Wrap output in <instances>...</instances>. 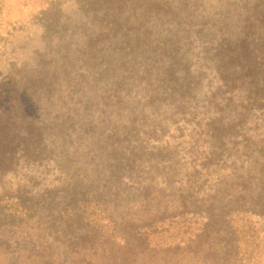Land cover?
<instances>
[{
	"label": "trees",
	"instance_id": "trees-1",
	"mask_svg": "<svg viewBox=\"0 0 264 264\" xmlns=\"http://www.w3.org/2000/svg\"><path fill=\"white\" fill-rule=\"evenodd\" d=\"M57 1L0 82V264H239L232 215L264 218V0Z\"/></svg>",
	"mask_w": 264,
	"mask_h": 264
},
{
	"label": "rangeland",
	"instance_id": "rangeland-1",
	"mask_svg": "<svg viewBox=\"0 0 264 264\" xmlns=\"http://www.w3.org/2000/svg\"><path fill=\"white\" fill-rule=\"evenodd\" d=\"M61 1L63 19H68L67 16H79L76 1ZM208 1L216 3L217 0ZM49 2L50 0H0V82L8 80V69L14 62L17 66L34 64L36 50H43V27L39 17L40 10ZM232 219L246 256L241 257L239 264H264V218L250 212H235Z\"/></svg>",
	"mask_w": 264,
	"mask_h": 264
}]
</instances>
